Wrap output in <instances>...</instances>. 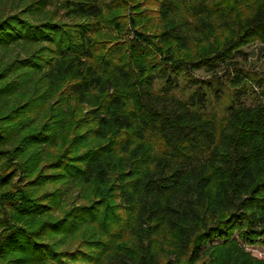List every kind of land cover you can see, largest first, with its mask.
<instances>
[{"label": "trees", "instance_id": "1", "mask_svg": "<svg viewBox=\"0 0 264 264\" xmlns=\"http://www.w3.org/2000/svg\"><path fill=\"white\" fill-rule=\"evenodd\" d=\"M256 43L264 0H0V264H264Z\"/></svg>", "mask_w": 264, "mask_h": 264}, {"label": "rangeland", "instance_id": "2", "mask_svg": "<svg viewBox=\"0 0 264 264\" xmlns=\"http://www.w3.org/2000/svg\"><path fill=\"white\" fill-rule=\"evenodd\" d=\"M63 0H58V2H62ZM49 10L53 8V6H48L47 7ZM64 10L61 7L59 9V13H63ZM64 17V16H63ZM62 19L66 21L67 23H70L73 21L70 17H65ZM244 55L243 58L240 56L239 59V66H242L245 71L248 72L250 77L249 83L250 87L246 86L243 91L239 93V99L247 104V105H254L257 100H262L263 96L261 95V88L258 86L257 79L259 76L261 78L264 77V49L262 46L258 43L252 44L249 46H246L243 48ZM182 73V72H181ZM178 74V82H179V89L182 86H185L186 89L182 90L183 93L185 94L186 92L189 91V88L193 89L195 87L194 82H190V79H210L212 75L204 70H192L188 72V74ZM256 79V81H254ZM190 80V81H189ZM225 85V84H224ZM183 88V87H182ZM228 90L226 91V94H221L222 96L219 97H214L213 94L208 93L209 97V103H208V109L211 112H215L217 115H223L225 112V109L227 105L230 103V95L229 91H231V88L228 87ZM252 90L255 92L254 94L252 93ZM257 97V99L255 98ZM88 106L85 105L83 108V111L85 112L87 110ZM237 233L234 234V237H236ZM248 250L251 251L252 255L264 259V246L260 244H255V245H249L247 246Z\"/></svg>", "mask_w": 264, "mask_h": 264}]
</instances>
